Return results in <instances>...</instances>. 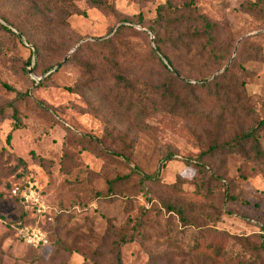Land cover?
Masks as SVG:
<instances>
[{
	"label": "rangeland",
	"instance_id": "obj_1",
	"mask_svg": "<svg viewBox=\"0 0 264 264\" xmlns=\"http://www.w3.org/2000/svg\"><path fill=\"white\" fill-rule=\"evenodd\" d=\"M102 1L0 0V264H264V155L206 154L264 119V8L194 0L216 23L196 56L205 42L174 30L191 0L159 21L168 0ZM223 73L216 98L201 79Z\"/></svg>",
	"mask_w": 264,
	"mask_h": 264
},
{
	"label": "trees",
	"instance_id": "obj_2",
	"mask_svg": "<svg viewBox=\"0 0 264 264\" xmlns=\"http://www.w3.org/2000/svg\"><path fill=\"white\" fill-rule=\"evenodd\" d=\"M89 2L96 4V5H103L104 2L102 0H88ZM171 1L168 0V2H166L165 4H162L158 7L157 12V20H161L164 18L165 14H166V7H170L171 8ZM252 7L249 8V10H255V9H263L264 8V0H256L255 2L251 3ZM196 4L194 3V0L188 1V3L183 5V9L179 10L178 13H175V23H174V30L175 32H178L180 29L182 31H184L185 34H189L188 36V40L191 41L193 40L194 42H199L201 40H203L205 42V45L200 43L198 49H197V53L196 56H203L206 52L208 53V50L206 48H208L209 46H211L213 44V42L215 41V37H214V31L216 28V23L213 22L206 14L204 13H199L196 11ZM4 20L6 22L9 23V20L7 18L4 17ZM3 27L7 30H10L11 32H13L12 28H10L7 25H3ZM161 28V27H159ZM152 30L154 31L155 34V38L159 37L160 34V30L159 29H155L152 27ZM182 34L183 33H177L176 35V39L175 42H181L183 43V46L186 48V52H191V44L192 43H186L187 41H184L182 38ZM116 35V34H115ZM114 35V36H115ZM114 39L113 38H109V40L107 41V43H113ZM158 51H160L161 53H163L164 58L168 61L169 64L174 65V61L173 58H171L167 53L163 52V49L158 46L157 47ZM79 51H82V47H78V49L76 50V52L79 53ZM212 52L217 55V51L215 50V48L212 49ZM74 57L76 59H78L79 61H81L82 59L79 58V56L74 55ZM31 64V60L29 61ZM164 65V63H163ZM167 67V65H165ZM175 67V65H174ZM168 68V67H167ZM177 69V67H176ZM228 71V68L226 69L225 72ZM175 72V71H174ZM179 75H177L178 77ZM225 76V73L221 74V75H216L214 76L211 80H207L208 78H202V87H206L209 89L210 91V95H215L216 98L220 97L221 94H225V96L227 95L226 93V87L223 85V81H221V78ZM121 80H123V78H121ZM176 101H179V98H176ZM180 102V101H179ZM1 108V107H0ZM218 124L221 125L220 120H217ZM216 122V123H217ZM264 128V119H260L257 123H255L254 125H252L251 127H249L248 129H243L241 128V133L240 135L236 136L234 139L232 140H226L223 141L221 143H219L217 141V137H214V142L212 143V145L210 146L208 152H206V154L213 152L214 150H224V149H229L231 151H235V150H240L243 151L245 150V145L247 143L250 144V146L252 147V150L255 152V155L260 157L264 155V151L261 149V145H260V141H259V137H258V132ZM11 140V135L8 136V141ZM170 157H167L165 160H169L172 159V155H169ZM146 178H151L153 179V175H149L146 174L145 175ZM119 181V178H116L115 180H111L109 181L110 183V189L113 188V186L115 185V183ZM17 196V195H15ZM19 197V196H17ZM21 198V197H19ZM173 210H175L178 214H180L181 216L184 215V211L182 209V207H172ZM24 215V213H23ZM23 217V216H22ZM25 223L27 222L26 219H24ZM128 242V241H127ZM199 247V245L197 246ZM201 247V246H200ZM214 254L216 257L222 259L223 256L220 253V251L218 249H214ZM116 259L117 262L115 264H122V257L120 254V251L117 252L116 255Z\"/></svg>",
	"mask_w": 264,
	"mask_h": 264
},
{
	"label": "built area",
	"instance_id": "obj_3",
	"mask_svg": "<svg viewBox=\"0 0 264 264\" xmlns=\"http://www.w3.org/2000/svg\"><path fill=\"white\" fill-rule=\"evenodd\" d=\"M12 191L15 195L21 193L23 202L28 205L29 208L39 212L44 208L43 200L32 187H26L23 191H20V187L16 186ZM22 224L23 223H20L19 231L27 242L35 246L48 243L47 234L40 227Z\"/></svg>",
	"mask_w": 264,
	"mask_h": 264
},
{
	"label": "water",
	"instance_id": "obj_4",
	"mask_svg": "<svg viewBox=\"0 0 264 264\" xmlns=\"http://www.w3.org/2000/svg\"><path fill=\"white\" fill-rule=\"evenodd\" d=\"M58 67H59V65H58V66H56V67H55V69H57Z\"/></svg>",
	"mask_w": 264,
	"mask_h": 264
}]
</instances>
